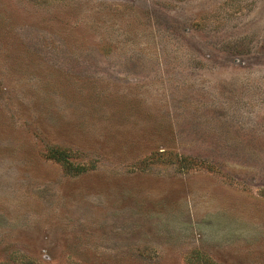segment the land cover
Instances as JSON below:
<instances>
[{
    "label": "rangeland",
    "instance_id": "rangeland-1",
    "mask_svg": "<svg viewBox=\"0 0 264 264\" xmlns=\"http://www.w3.org/2000/svg\"><path fill=\"white\" fill-rule=\"evenodd\" d=\"M199 255L264 264V0H0V264Z\"/></svg>",
    "mask_w": 264,
    "mask_h": 264
},
{
    "label": "trees",
    "instance_id": "trees-1",
    "mask_svg": "<svg viewBox=\"0 0 264 264\" xmlns=\"http://www.w3.org/2000/svg\"><path fill=\"white\" fill-rule=\"evenodd\" d=\"M50 157L52 158H56L58 160H63L65 161V165L67 166L68 164V161L66 160V157L64 156V151L62 149H59V148H53L50 150ZM69 166V165H68ZM202 255H199L198 257L199 258H202L201 257ZM204 260H206V262L204 264H214V263H210L206 258H202ZM200 260V259H199Z\"/></svg>",
    "mask_w": 264,
    "mask_h": 264
}]
</instances>
